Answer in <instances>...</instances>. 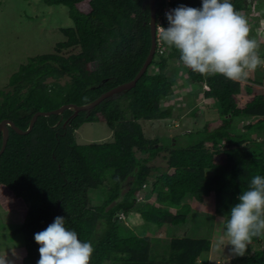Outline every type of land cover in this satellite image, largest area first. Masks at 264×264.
Returning <instances> with one entry per match:
<instances>
[{
	"label": "trees",
	"instance_id": "trees-1",
	"mask_svg": "<svg viewBox=\"0 0 264 264\" xmlns=\"http://www.w3.org/2000/svg\"><path fill=\"white\" fill-rule=\"evenodd\" d=\"M83 1L43 0L48 7L66 8L73 26L61 29L64 40L54 47L55 53L29 58L8 77L9 90L0 91V122L6 119L26 130L38 111L87 104L135 77L150 47L148 0H89L86 13L77 8ZM230 2L238 12L247 5L245 0ZM155 5L158 16L162 0H155ZM172 5L174 9L182 5L202 8V2L188 0H173ZM74 49L78 52L73 53ZM179 55L174 47L163 56L154 54L132 89L90 112L74 118L70 110L38 117L26 135L8 128L0 155V186L26 206L22 223L12 232L22 236L23 264H37L40 245L34 236L58 216L82 242L93 245L90 264H202L199 259L211 249L209 240H156L146 235V227L123 228L117 214L136 213L148 228L159 230L184 223L190 201L201 204L212 195L214 214L227 219L251 179L264 176L261 143L247 133L232 132L247 121L244 130L264 134V94H252L249 89L252 97L239 109L241 91L228 79L201 75L184 66L189 79L201 85L203 99L219 105L221 124H206L203 130L176 139H146L142 122L171 116L172 107L163 109L161 102L174 93L177 80L171 63L183 65ZM85 123H104L112 131V141L78 145L74 133ZM181 137L184 140L177 141ZM207 144L215 148L221 144L222 149L213 153L216 162L211 157L203 161ZM162 152L166 170L147 165ZM151 172H157L154 178ZM147 184L156 201L138 203L136 194ZM99 190L104 199L93 204L92 196ZM263 240L264 236L254 237L249 245L262 246ZM177 251L181 252L179 261L171 262ZM226 264H264V247Z\"/></svg>",
	"mask_w": 264,
	"mask_h": 264
},
{
	"label": "rangeland",
	"instance_id": "rangeland-1",
	"mask_svg": "<svg viewBox=\"0 0 264 264\" xmlns=\"http://www.w3.org/2000/svg\"><path fill=\"white\" fill-rule=\"evenodd\" d=\"M89 0L77 4L81 12L89 11ZM192 4L202 2V0H188ZM232 1V0H230ZM247 5L245 10L239 11L248 20L250 28V39H255L258 44V53L264 60V1L245 0ZM73 24L68 17L67 9L62 6L48 7L43 0H0V91H8V77L17 70L20 65L26 63L29 58L37 55L55 53L54 47L64 40L61 29L72 27ZM78 52L74 49L73 53ZM65 54V53H64ZM172 69L176 73L177 84L174 93L161 102V107L166 109L172 107L171 116L168 119L142 122V130L146 139L168 138L176 139L183 134L201 131L206 124L217 127L221 124L219 105L211 100H204L201 85L189 79L188 73L184 70V65L178 61L171 63ZM230 85L240 89V102L238 108L242 109L251 99L248 94L249 89L252 94H264V65H261L255 72L249 74L244 81H231ZM247 121L240 123V129L232 132L241 134L247 133L251 138L261 143L264 148V134H252L242 128ZM75 142L78 145H89L112 141V131L104 123H85L74 133ZM184 140L181 137L177 141ZM222 149L221 144L218 146ZM213 144L205 147V157L203 161L213 158L215 149ZM140 157L141 154L137 152ZM165 152L148 162V166L166 170V163L162 158ZM146 157V155H142ZM157 172H151L154 178ZM209 174V173H208ZM150 186L136 194L138 203H155V194L150 193ZM125 189L122 191V193ZM93 204H100L104 195L102 190L96 191L92 196ZM191 211L185 222L178 225H166L159 230L149 226L141 220L136 213L117 214L118 223L125 229L138 231L141 228L147 229L146 235L153 239H206L211 242L210 252L203 255L199 262L202 264H226L239 255L231 251V245L227 241L223 246L218 247L219 237L222 234V224L220 217L214 214V198L207 197L203 203L199 204L194 200L190 201ZM25 204L21 199L3 186H0V259H4L9 264H23L25 256L22 236L14 234L13 229L19 226L24 218ZM171 209L175 212V208ZM10 214V215H9ZM264 247L256 243L248 245L245 255H251L255 250ZM181 252H175L169 260L179 261Z\"/></svg>",
	"mask_w": 264,
	"mask_h": 264
},
{
	"label": "clouds",
	"instance_id": "clouds-1",
	"mask_svg": "<svg viewBox=\"0 0 264 264\" xmlns=\"http://www.w3.org/2000/svg\"><path fill=\"white\" fill-rule=\"evenodd\" d=\"M165 15L169 26H158V39L178 50L180 61L193 72L239 82L264 65L258 42L249 38L248 20L230 0H202V8L182 5ZM237 199L228 218L219 221L223 232L218 247L227 241L232 253L243 256L254 237L264 236V176H254ZM34 239L40 245L37 264H90L93 245L68 230L63 217ZM0 264L9 262L0 259Z\"/></svg>",
	"mask_w": 264,
	"mask_h": 264
},
{
	"label": "water",
	"instance_id": "water-1",
	"mask_svg": "<svg viewBox=\"0 0 264 264\" xmlns=\"http://www.w3.org/2000/svg\"><path fill=\"white\" fill-rule=\"evenodd\" d=\"M148 5H149V34H150V47H149V51L148 54L141 66V68L139 69V71L137 72V74L135 75V77L126 83L120 84L116 87H113L112 89L102 93L101 95H99L96 99H94L93 101L84 104V105H75V104H66L63 105L61 107H59L58 109L52 110V111H48V112H36L32 115V117L30 118L29 124H28V128L26 130H21L18 127H16L14 125V123L12 121L9 120H2L0 122V136H1V147H0V155L4 152L5 150V146L8 140V128L12 129L15 133L19 134V135H26L28 133H30V131L32 130L36 120L38 117H49L51 115H61L62 113H64L67 110L72 111V115L70 116V118H74L76 117L80 112H90L91 110H93L96 106H98L100 103H102L103 101L112 98L115 95H119L121 93H124L126 91H129L130 89H132L136 82L141 78V76L145 73L146 69L148 68V66L150 65L154 53H155V19H156V5H155V0H148ZM262 154L264 157V148L262 150Z\"/></svg>",
	"mask_w": 264,
	"mask_h": 264
},
{
	"label": "built area",
	"instance_id": "built-area-1",
	"mask_svg": "<svg viewBox=\"0 0 264 264\" xmlns=\"http://www.w3.org/2000/svg\"><path fill=\"white\" fill-rule=\"evenodd\" d=\"M163 6L159 15H156L155 19V53L158 57L165 55L169 51V47L165 45L162 41L158 39L157 35V28L158 26L164 27L165 29L168 28V20L166 18V13L174 10L172 5L173 0H162ZM203 89L207 90V87L204 85Z\"/></svg>",
	"mask_w": 264,
	"mask_h": 264
},
{
	"label": "crops",
	"instance_id": "crops-1",
	"mask_svg": "<svg viewBox=\"0 0 264 264\" xmlns=\"http://www.w3.org/2000/svg\"><path fill=\"white\" fill-rule=\"evenodd\" d=\"M75 132H77V130L75 131ZM10 215V214H9ZM16 228V227H15ZM257 244V243H256Z\"/></svg>",
	"mask_w": 264,
	"mask_h": 264
}]
</instances>
